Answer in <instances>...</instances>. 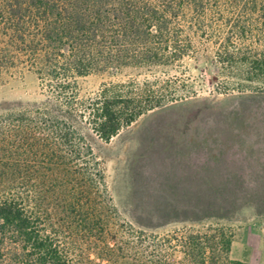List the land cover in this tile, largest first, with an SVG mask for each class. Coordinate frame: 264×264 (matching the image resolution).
<instances>
[{
  "label": "trees",
  "instance_id": "1",
  "mask_svg": "<svg viewBox=\"0 0 264 264\" xmlns=\"http://www.w3.org/2000/svg\"><path fill=\"white\" fill-rule=\"evenodd\" d=\"M229 1L262 25L230 24L217 62L224 70L239 63L236 75L262 80L264 56L242 55L229 43L264 32V0ZM206 8L207 0H0V67L12 53L23 56L48 92L43 102L0 110V264H76L63 240L93 237L109 208L92 141L109 142L162 104L149 82L137 91L105 89L79 100L76 77L176 63L193 50L192 37L199 35ZM187 11L196 16L186 28L176 26ZM222 209L218 201L196 204L192 219L220 215ZM233 237L224 228L207 237L208 243L218 239L210 244L208 262L200 235L189 236L187 244L199 252L198 264H245L230 258ZM146 264L172 263L151 259Z\"/></svg>",
  "mask_w": 264,
  "mask_h": 264
},
{
  "label": "rangeland",
  "instance_id": "2",
  "mask_svg": "<svg viewBox=\"0 0 264 264\" xmlns=\"http://www.w3.org/2000/svg\"><path fill=\"white\" fill-rule=\"evenodd\" d=\"M187 14L176 26L186 28L196 16ZM200 20L193 50L174 64L76 77L79 100L105 89L109 94L137 91L146 88L145 82L162 98L160 106L109 142L92 141L109 208L93 237L87 233L63 240L76 264H146L151 259L198 264L199 252L187 244L196 234L208 262L210 244L218 239L208 243L207 237L224 228L236 241L241 227L264 222V79L245 80L235 74L239 63L224 70L216 59L230 24L260 28L261 19L229 0H207ZM234 45L242 55L264 56V32L233 38L230 50ZM11 57L0 67V110L45 101L47 89L25 58ZM219 69L225 72L217 75ZM212 201L222 204L220 215L192 219L196 204Z\"/></svg>",
  "mask_w": 264,
  "mask_h": 264
},
{
  "label": "crops",
  "instance_id": "3",
  "mask_svg": "<svg viewBox=\"0 0 264 264\" xmlns=\"http://www.w3.org/2000/svg\"><path fill=\"white\" fill-rule=\"evenodd\" d=\"M231 254L234 255L233 258L230 256L231 259L245 264H264V222L257 221L241 227L236 241L232 240Z\"/></svg>",
  "mask_w": 264,
  "mask_h": 264
}]
</instances>
